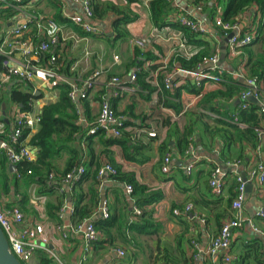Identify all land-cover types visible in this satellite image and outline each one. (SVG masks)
I'll return each instance as SVG.
<instances>
[{
  "label": "crops",
  "instance_id": "obj_1",
  "mask_svg": "<svg viewBox=\"0 0 264 264\" xmlns=\"http://www.w3.org/2000/svg\"><path fill=\"white\" fill-rule=\"evenodd\" d=\"M149 1L93 0L92 6L98 5V10L102 14L101 18L94 17L89 20V23L98 30L95 35L85 33L69 20L71 16L82 15L80 5L72 0H30L20 7L15 15L0 14V40L10 29L24 23L29 15L52 19L58 24L60 32L52 51L56 50L61 56L62 65L69 67L64 73L68 83L81 85L90 73L96 70L102 71L94 88L88 92L87 98L79 99L75 103L71 102L76 112L75 117L73 118L71 110H67L66 114L59 116L63 121L79 126L80 130L74 131L71 135L70 127L63 125L61 133L53 136L49 141L50 146L45 155L49 158L48 161L52 167L48 169L43 167L39 172L42 181L50 188H45L36 182L40 178L38 176L35 177V182H30L28 185L24 179L19 180L18 186L15 187L11 182V171L8 170L9 181L7 184L0 177V207L16 206L22 212L25 224L42 226L44 237L47 239L44 247L50 246V250L56 253L64 264H187L192 253H195L197 264H225L224 253L208 254L207 249L212 236H215L221 226L231 218L228 206L235 174L240 176L245 174L246 187L249 182L251 188L248 192L246 190L242 216L244 219H253L260 233L255 232L248 225L234 229L231 234L230 253L237 257L243 251L245 244L255 241L260 244V249H257L254 257L257 256L258 263L262 264L264 262V234L261 233H264V219L257 218L256 214L259 209L264 207V188H259L255 179L249 180L248 173L256 163L264 161V136L259 149L256 152L248 150L241 159L240 166L226 167L219 158V141L213 140L208 133L201 130L199 120L187 115L190 110H195L199 100L195 99V95L182 91L180 96L182 110L176 113L171 109L163 108L157 91L151 94L146 91L139 93V88L134 91L135 86L129 76L134 70L131 65L137 49L149 54L154 59L144 61V58H140L144 61L143 67L149 71L150 78H154L156 72L163 70L159 67L151 71L150 66L164 65L172 58L181 56L185 52L194 53L202 49L197 44L189 42L187 36L178 28L167 26L162 30L156 29L150 20ZM107 4L114 5L125 13L137 15L135 21L119 28V31L124 32L122 38H116V29L112 25L118 15L112 12L103 13V8ZM173 5L179 11L190 13L192 10V6L185 0H173ZM4 8L1 7L0 10H4ZM252 13L250 11L240 18L242 20L239 25L240 31L243 24L245 26L250 24ZM174 14L176 13L170 15ZM193 16L200 19L207 33L204 36L198 35V39L210 42L211 48L218 49L220 54L221 46L225 43L223 32L214 28L213 20L206 13L201 12ZM36 24L30 23L28 30L23 34V40L38 43L43 38V32ZM135 39L143 40L145 47L143 49L136 47L133 44ZM13 55L17 61L22 60L19 51H14ZM240 55H242V51L238 56L232 57L227 50L221 64L219 62V68L246 86L244 76V59L246 60V57L238 64L236 58ZM115 56L118 57L116 62L114 61ZM32 61L43 66L39 59H32ZM173 65L177 67L174 62ZM206 69L207 67L203 69L202 73L205 75L203 80H207L203 84L202 94L221 88V84L218 85L221 82L209 78V74L206 72L208 69ZM111 77H122L121 79L126 82L128 89L121 91L119 97L114 96L107 88ZM186 79L191 82L193 80L176 75L173 77V83L180 86ZM153 82L155 84L154 80ZM24 85L22 90L34 95L31 106L32 111L37 113H42L45 106L58 103L63 93L61 87L50 88L37 80ZM103 96L109 100L111 105H115V110L118 113L122 114L124 118L123 131L129 133L132 138L135 137L134 142L127 137L130 141L128 144L135 147L136 150L133 160L125 157L120 146L105 144L106 140L115 139L110 132H101L90 138L87 135L89 125L98 117ZM250 102L257 106L259 104L254 99H250ZM3 104L5 110H2L1 113L3 120L0 123V133L4 127H6L5 131H9L12 124L9 110L12 108V104ZM187 104L190 106L183 111ZM233 104L238 105L237 99ZM225 105L230 106L229 102H226ZM206 113L210 116L213 115ZM202 121L210 126L213 125V122L207 118ZM185 125H191L195 130L193 136L195 137L196 153L190 160L177 146V140L181 133L179 130ZM38 131L39 126L29 131L24 137L25 143L36 150V160L39 157L40 148L32 144V138ZM149 131H154L156 137H149ZM164 143H167L169 148L162 151L161 147ZM237 150V147H232L230 159L237 158ZM133 151L134 149H131L132 153ZM168 153L171 156L170 171L164 174L161 171V163L164 155ZM72 159L75 163L83 165L88 174L85 180L81 183L79 181V185H75L70 191L63 187L59 181L57 183L56 179L66 171L67 162ZM105 162L119 168L122 174L133 175L139 184L145 185L151 190H159L163 194V198L146 208L145 220L149 223L140 232H124L118 236L113 246L108 243L97 245V248L93 246L91 251L86 253L81 232H68L67 237L64 238L62 232L58 230V226L67 227L66 230L72 226L70 216L76 193L88 192L93 184L92 176ZM190 162H194V165L191 173L187 175L184 168ZM216 165L222 167L226 173L227 198L213 196L208 188L207 180L210 170ZM50 171L52 178L47 180L46 176ZM98 180L101 181L98 186L99 197L104 196V204L109 216L119 217L116 227L110 229L111 232L117 234V226L122 231L125 222L122 217L124 202L128 204L127 200L130 198L126 194V184L109 179V176ZM21 200L23 203L20 205ZM186 204L192 205L189 213L177 216L173 214V209L183 210ZM55 207L56 210H53ZM63 208H65V212L60 218L59 211ZM223 209H227L230 218L221 216L223 212H226ZM129 210L131 209L128 204V212ZM53 212L60 220L59 222L54 218ZM99 218H102L100 207H98L97 214L90 219L94 221ZM178 237H180L179 246L177 245ZM102 240H104L103 235L99 242ZM188 240L191 242L189 243ZM39 243L42 242L37 241L40 247L38 250L46 253L44 247H41ZM117 249L124 251V257H119L115 253ZM31 261L36 264V257H33ZM254 262H251L250 259L251 264H255Z\"/></svg>",
  "mask_w": 264,
  "mask_h": 264
},
{
  "label": "trees",
  "instance_id": "obj_2",
  "mask_svg": "<svg viewBox=\"0 0 264 264\" xmlns=\"http://www.w3.org/2000/svg\"><path fill=\"white\" fill-rule=\"evenodd\" d=\"M7 1L10 2L11 0ZM29 1L30 0H23L22 3L18 4V6L22 7ZM185 1H187L192 6V8L203 5L202 13H206L211 20H213L218 14L219 9L222 21L231 24L237 23L240 25L242 23L240 18L250 11L253 12L251 14L252 18L250 20V24H247L246 26L243 24L240 31L241 35H252L253 39L249 44L239 49L240 52L242 51V55L236 58V63H241L240 60H243L244 57H246V60L244 59L245 78L256 79L258 87L264 91V0ZM89 2L93 12L92 18H101L102 14L98 10L99 6H92L91 2H93V0H89ZM2 6L3 4L0 5V9ZM148 11L150 14V20L156 29L162 30L167 26L178 28L179 30L183 31L184 35L187 36V40L189 42L197 44V46L201 47L202 49L191 53L190 57H185L181 54V56L179 55L175 58H172L164 65L160 64L150 66L149 69L151 71L156 70V68L159 67L163 69L162 71L156 72V76L154 78H150L149 71L145 70L143 67L144 61H150L154 59H152L149 54L137 49L134 53L135 58L131 65L133 69H138V71L135 73L136 79L134 86L140 89H138L140 91L139 93L146 91L148 94H151L157 91L160 96V104L163 106V108L171 109L176 113H179L182 110L180 104V96L182 91L192 93L193 95L200 94V98L196 103L195 110H190L187 115H189V117H194L197 121L199 120V122H201V130H204V132L208 133L213 140L217 139L219 141V158L222 160V163L226 164L229 161L242 162L241 159L244 157L247 151L249 150L256 152L259 149V145L262 141V137L258 136V130L260 128L261 122L259 106L250 102L248 103V107L246 109H242L239 104L237 106L233 104L238 98L239 94L247 89V86H243L238 82L237 79H234L227 72L223 71L222 68H219L217 71H210L209 69L208 71H206L207 69L205 70L208 72V74L216 75L221 78V83L218 84H221V88L219 89L202 94L203 84L207 80L202 81L201 87H196L193 82L187 79L180 86H176L172 79L171 88H166L164 79L167 76L172 75L174 72H176V70L194 73L202 59L211 56L215 50L211 48L210 42L201 41L198 39V35L204 36L207 33L200 34L198 32H193L189 27L183 26L179 22L170 21L171 13H176L190 19H196L195 16L189 14L186 11H179L178 8L173 5V0H150L148 2ZM16 12L17 10L12 8H4V10H0V14L6 13V16L15 15ZM107 12H112L118 15V18L112 23L114 29H116V38L118 39L124 36V32L119 31V28L121 29L128 23H131L137 19V15L125 13L123 10H120L118 7L110 4H107L103 8V13ZM214 28L218 29L220 32H223L220 28ZM52 54L55 55L57 59L56 65L58 73L65 77L64 73H66L69 67L62 65L61 56L56 50L52 51ZM49 57V55L40 56L39 61L41 62V65L46 66ZM2 58L3 57L0 56V61ZM140 58H144V61L140 60ZM173 62L176 63L177 67L173 65ZM122 80L124 81V79ZM153 80L156 82V85L154 84ZM24 86V83L14 80L10 86L6 87L4 93L2 94L3 103L6 105H16L22 112L32 111L31 102L32 99H34V95L30 92L23 91L22 88H24ZM60 87L63 90L60 101L54 105L43 107L39 131L32 138V144L40 148L39 157L33 163H20L17 165V170L22 174L23 177L21 179H16L11 175V182L15 187L18 186L19 180L23 179L27 185L30 182H35V177H40L39 170L41 168L44 167L48 169L52 167V164L48 161L49 158L46 157L45 153L47 148L50 146L49 141H51L53 136L61 133L63 125H68L70 127L71 135L74 131L80 130V127L76 126L74 123H68L67 121L65 122L59 118L61 114H66L67 110H71L73 112V118L76 115L74 107L71 104L70 98L68 96L70 91L69 85L62 83L58 85V88ZM226 102H229V107L225 105ZM112 107L116 109L114 104H112ZM206 112L213 115L210 116ZM55 115H58V117H55ZM205 118L211 120L213 125L210 126L206 122H203L202 120ZM235 118H237L239 123L245 124V127H240L237 125V122H234ZM125 126H127V123H125ZM179 131L181 133L177 140V146L181 152L183 151V153H185L189 145H195V137L193 136L195 134V130L191 127V125H185L184 128ZM27 133L28 131L24 132L22 139H24ZM99 133H101L100 130L93 135H97ZM93 135H89V138ZM128 135L129 133L123 131L122 137L106 140L105 144H114L120 146L125 157L129 160H133L136 150L135 147L128 144V142H130L127 139ZM0 137H6L5 133L0 134ZM233 146L237 147L238 149L237 158L230 159L232 157L230 155V151ZM161 148L162 151H164L169 147L167 143H164ZM131 149H134L133 153L131 152ZM78 165L81 164L75 163L73 159L69 160L67 162L66 171L60 174L59 178L56 179L57 183L58 181L60 182V179L66 175L70 169ZM115 169L116 174L109 175V179L131 186L132 193L130 198L133 202V206L139 209L141 214L139 216L134 215L132 209L128 212V204L124 202L122 217L125 222L122 231L117 226V234L110 231L111 228L116 227L119 220V217L116 215L109 216L106 219L99 218L94 220L93 225L98 231L102 233L104 238L102 242H99V240L95 241L93 243L94 248H97V245L101 246L102 244L106 243L110 244V246H113L116 239H118V236H121V234L124 232H140L143 228L148 226L149 223L145 220V216H147L146 208L159 202L163 198V194L159 190H151L147 186L139 184L134 179L133 175L122 174L120 173L119 168ZM8 170L9 168L6 167V159L4 155L1 154L0 177L6 184L9 181L7 176ZM27 171H30V174H27ZM51 174V171L47 174V180ZM87 174V170H85L79 183L87 178ZM92 180L93 184L87 193L78 192L74 197L73 210L70 216V222L72 224H78L84 219H90L91 217L93 218L94 215L97 214L100 201L98 186L101 183V181L97 179V172H95L94 176H92ZM36 182H39L45 188H50L47 187V185L42 181L41 177ZM79 183H76V185H79ZM234 187L235 184L231 188L230 200L235 194ZM21 203H23L22 200L20 205ZM53 210H56V207L53 208ZM223 210L226 211L227 209ZM54 214L55 212H53V215ZM221 216L227 217V219L230 218V214L227 211L223 212ZM54 218H56L58 222L60 221L58 220L56 214L54 215ZM179 239L180 237L177 239L178 246ZM188 242L190 243L191 241L188 240ZM258 248L260 249V244L255 241L245 244L243 246V251L239 253V255H237V257H235V259L229 264H251V258H254L253 261H255V264H259L257 256L254 257V253ZM35 255L36 256L34 257H36V264H55L53 258L41 250H38ZM29 264H33V262L31 261ZM187 264H197L195 261V253H192Z\"/></svg>",
  "mask_w": 264,
  "mask_h": 264
},
{
  "label": "built area",
  "instance_id": "obj_3",
  "mask_svg": "<svg viewBox=\"0 0 264 264\" xmlns=\"http://www.w3.org/2000/svg\"><path fill=\"white\" fill-rule=\"evenodd\" d=\"M74 3L80 5L82 10V15H74L69 17V20L76 26L80 27L85 33L97 34L98 30L96 27L89 23L92 19V7L89 0H72ZM23 0H0V5L2 7L12 8L18 10L20 7L18 4L22 3ZM203 5L192 8L189 14L195 15L202 12ZM196 18V17H195ZM171 22H179L181 25L189 27L193 32H198L200 34H206L205 28L202 25L200 19H190L182 15L174 14L170 16ZM30 23H37V27L43 32V38L38 43H31L23 40V34L28 30ZM214 26L220 28L224 35L233 32L234 35L228 40L227 50L232 57H236L240 53V48L249 44L253 36L252 35H241L239 30V25L237 23H225L222 21L220 12L218 9V14L213 19ZM60 32V27L52 19L43 18L40 16L29 15V18L16 27H13L8 32L5 33L3 38L0 40V56L3 58L0 61V123L2 122L1 113L3 107L2 94L4 93L6 87H8L14 80L20 81L27 84L33 80L39 81L42 85L48 86L50 88L56 87L59 84L66 83L70 87L69 98L72 103H75L79 99H86L88 92L94 88L97 79L101 76L102 71L96 70L90 73L81 83L77 85L75 83L71 84L67 82V79L61 76L57 71L56 56L52 54V48L57 43V37ZM133 44L143 49L145 47V42L143 40H133ZM183 47V45H182ZM14 51H19L22 60H16L14 58ZM49 55V59L46 66H40L33 63L32 59H39L40 56ZM185 57H190V52L183 53ZM118 57H114L116 62ZM220 54L219 50L209 56L202 59L201 63L198 64L197 70L192 72H186L181 70H176L172 75L167 76L164 79L166 88H171V80L174 76H184L188 74L190 78L193 79L192 82L196 87H201L202 80L205 75H202L203 69L207 67L210 71H217L219 69ZM138 69H134L132 74H130L129 79L133 83L135 82V73ZM237 76L239 74H236ZM156 75H154L155 77ZM240 76V75H239ZM209 78L221 81L216 75L209 74ZM247 89L242 91L237 100L238 104L242 109L248 107L250 99L257 101L260 108L261 122L260 128L258 130V136H264V91L258 87L256 79H245ZM156 85V82H155ZM108 90L113 93L114 96L119 97L121 91L128 89L126 87V82H124L119 77H111L108 81ZM136 87H134V91ZM199 95H195V99H199ZM10 118L12 120L11 128L9 131H5L4 127L2 133L6 137H0V155L3 154L6 159L7 168L11 171V175L16 179H21L23 176L17 170V165L20 163H33L36 160V150L28 146L22 135L26 131H31L37 128L41 122V113L35 111L22 112L18 109L16 105H11ZM190 105L187 104L183 108L185 111ZM123 116L118 113L110 104L109 100L105 96L101 97L100 109L97 119L89 125L87 135H93L97 131L110 132L113 137L120 138L123 134ZM237 125L240 127H245V124L239 123L237 118L234 119ZM148 136L153 138L156 137L154 131H149ZM135 138V137H134ZM132 136H128L132 142H134ZM196 153L195 146L193 144L189 145L185 151V155L188 159L194 158ZM170 154L164 155L161 163L162 173H169L171 158ZM194 162H190L184 168L187 175H189L193 169ZM226 167L236 168L241 165L240 161H229ZM15 167L13 170L10 167ZM85 172L83 165H78L70 169L66 175L60 179V184L68 190L72 191L76 183H78ZM30 174V171H27ZM115 167L109 163H103L97 170L98 179H102L105 176L115 175ZM249 180H256L259 188H264V161H259L256 163L248 173ZM52 178L51 176L49 177ZM234 196L229 202V211L231 218L228 219L220 228L215 236H212L207 249L208 254H214L217 252L224 253L223 261L225 264H229L235 259V257L230 253L231 244V234L236 228L242 225H248L255 232L260 233L253 219H244L242 216L243 204L245 201L246 194V181L239 174H235L234 179ZM208 188L211 194L218 198L228 197V186L226 184V173L224 169L220 166H214L209 173L208 177ZM132 193V188L130 185H126V194L130 197ZM192 205L186 204L183 210L173 209V214L175 216L180 214H187L191 211ZM134 215H140L141 211L134 206L132 207ZM65 208L59 211L60 218L63 217ZM100 215L103 219L109 217V212L105 208L103 203L102 208H100ZM256 217L259 219H264V207L257 211ZM0 228L5 235L8 242V249L10 253L19 261L20 264H29L31 259L34 257L35 252L40 248L37 241L42 242L44 245L47 243V239L44 237L42 226L32 225L29 226L24 223V216L20 209L16 206L10 208L0 207ZM65 226H58V230L62 232V236L67 237L68 232H81L83 236L84 250L86 253L90 252L93 243L100 239L102 233L98 231L93 225L91 219H84L78 224H72L68 230ZM264 234V233H261ZM45 252L53 258L55 264H64L61 258L51 251L50 249L44 247ZM115 253L119 257H124L125 253L121 249L115 250ZM264 264V262L262 263Z\"/></svg>",
  "mask_w": 264,
  "mask_h": 264
},
{
  "label": "water",
  "instance_id": "obj_4",
  "mask_svg": "<svg viewBox=\"0 0 264 264\" xmlns=\"http://www.w3.org/2000/svg\"><path fill=\"white\" fill-rule=\"evenodd\" d=\"M234 35L233 32L227 34L224 37V44L221 46V50H220V64L223 61L224 55L226 54L227 51V43L228 40ZM187 78H190V75L188 74L186 76ZM245 83V82H244ZM238 101V100H237ZM255 101V100H254ZM239 102V101H238ZM257 103V101H256ZM2 110H5V105L3 104ZM15 167H10L11 170H13ZM242 176L244 177V180L247 181L245 174H242ZM251 188V184L248 182L247 183V187L246 190L247 192L250 190ZM130 209H132L133 207V202L132 200L129 198L127 200ZM104 203V196H100V202H99V207L102 208ZM41 247H44L45 245L43 243H39ZM48 248L50 249V246H48ZM0 264H20L19 261L13 256L12 253H10L9 249H8V242L7 239L5 237V235L3 234L2 229L0 228Z\"/></svg>",
  "mask_w": 264,
  "mask_h": 264
},
{
  "label": "rangeland",
  "instance_id": "obj_5",
  "mask_svg": "<svg viewBox=\"0 0 264 264\" xmlns=\"http://www.w3.org/2000/svg\"><path fill=\"white\" fill-rule=\"evenodd\" d=\"M253 259H254V258H251V262H253Z\"/></svg>",
  "mask_w": 264,
  "mask_h": 264
}]
</instances>
